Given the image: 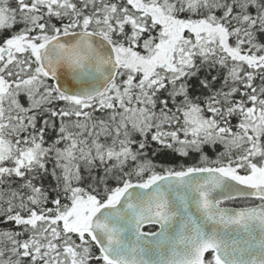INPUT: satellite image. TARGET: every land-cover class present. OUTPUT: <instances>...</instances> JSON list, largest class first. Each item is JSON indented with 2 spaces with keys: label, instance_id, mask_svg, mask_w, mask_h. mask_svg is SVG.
<instances>
[{
  "label": "snow or ice",
  "instance_id": "1",
  "mask_svg": "<svg viewBox=\"0 0 264 264\" xmlns=\"http://www.w3.org/2000/svg\"><path fill=\"white\" fill-rule=\"evenodd\" d=\"M0 264H264V0H0Z\"/></svg>",
  "mask_w": 264,
  "mask_h": 264
}]
</instances>
